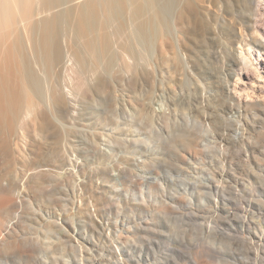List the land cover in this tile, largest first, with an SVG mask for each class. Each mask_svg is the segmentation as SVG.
Masks as SVG:
<instances>
[{
	"label": "rangeland",
	"instance_id": "obj_1",
	"mask_svg": "<svg viewBox=\"0 0 264 264\" xmlns=\"http://www.w3.org/2000/svg\"><path fill=\"white\" fill-rule=\"evenodd\" d=\"M214 1L220 14L191 30L182 50L161 56L152 53L150 19L136 17L117 38L107 26L109 66L97 71L105 88L97 86L92 125L96 177L78 200L87 264H264V53L257 57L247 29L249 9L259 5L264 31V0ZM245 27L239 44L235 33ZM121 48L131 71H122ZM239 48L246 64L235 61ZM152 106L167 115L152 118ZM104 130L108 156L97 151ZM41 182L29 205L17 202L14 246L0 248V264H54L42 259V235L67 195ZM62 218L69 225L70 215ZM59 252L69 255L65 244Z\"/></svg>",
	"mask_w": 264,
	"mask_h": 264
},
{
	"label": "bare ground",
	"instance_id": "obj_2",
	"mask_svg": "<svg viewBox=\"0 0 264 264\" xmlns=\"http://www.w3.org/2000/svg\"><path fill=\"white\" fill-rule=\"evenodd\" d=\"M257 6L249 9L247 29L260 57L264 31ZM220 12L221 5L214 0H0V248L14 246L17 202L28 204L27 196L39 192L41 181L47 180L49 187L66 193L67 203L66 210L47 220L51 228L42 235V259L54 264L92 260L90 248L79 243L77 215L80 195L93 188L96 177L91 167L96 150L92 125L97 86L102 92L105 88L97 81V71L100 67L105 73L109 66L107 26L113 25L117 38L125 29L130 32L136 17L150 19L152 53L161 56L175 45L182 50L180 43L187 34ZM245 29L235 33L239 44L248 36ZM133 32L141 35L135 28ZM239 49L235 61L246 64ZM124 52L121 48L122 71L128 72L131 66ZM199 106L202 109V101ZM134 108L143 111L138 100ZM167 112L164 106L150 107L152 118ZM100 115L104 122L111 116L107 107ZM136 137L139 142L138 131ZM97 151L109 155L107 130L101 134ZM65 213L70 215L67 226L62 218ZM85 215L90 221L94 218L89 210ZM31 240L37 243L39 238ZM62 244L69 251L65 257L59 252ZM117 254L121 258L120 250Z\"/></svg>",
	"mask_w": 264,
	"mask_h": 264
}]
</instances>
